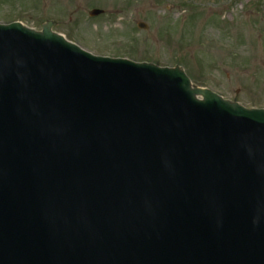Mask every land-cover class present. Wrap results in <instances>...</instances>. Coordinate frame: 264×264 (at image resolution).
<instances>
[{
	"label": "water",
	"instance_id": "water-1",
	"mask_svg": "<svg viewBox=\"0 0 264 264\" xmlns=\"http://www.w3.org/2000/svg\"><path fill=\"white\" fill-rule=\"evenodd\" d=\"M51 28L0 24V264H264V109Z\"/></svg>",
	"mask_w": 264,
	"mask_h": 264
},
{
	"label": "rangeland",
	"instance_id": "rangeland-1",
	"mask_svg": "<svg viewBox=\"0 0 264 264\" xmlns=\"http://www.w3.org/2000/svg\"><path fill=\"white\" fill-rule=\"evenodd\" d=\"M47 21L94 56L178 66L192 87L264 109V0H0L2 25Z\"/></svg>",
	"mask_w": 264,
	"mask_h": 264
}]
</instances>
